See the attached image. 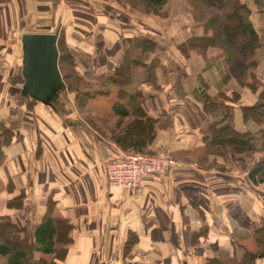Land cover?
Returning a JSON list of instances; mask_svg holds the SVG:
<instances>
[{"label": "crops", "instance_id": "1", "mask_svg": "<svg viewBox=\"0 0 264 264\" xmlns=\"http://www.w3.org/2000/svg\"><path fill=\"white\" fill-rule=\"evenodd\" d=\"M85 1V11L72 9L70 14L80 24L74 27L79 33L67 29L68 43L83 55L78 57L84 72H111L108 68L121 60L135 35L165 43L157 52L168 54L175 70L161 86L139 80L138 86L144 111L158 118L156 134L147 142L149 151L169 153L178 164L162 178L143 181L140 193L110 187L108 164L123 149L84 120L69 91L50 103L26 93L23 48L11 36L31 25L55 32L49 23L58 18L57 10L84 2L7 0L0 22V244L8 239L11 248L7 255L0 253V264H205L215 255L214 245L232 250L235 229L248 234L264 226V184L249 178L255 157L248 153L239 165L229 156L219 157L224 165L219 169L186 161L196 159L193 155L204 147L203 133L213 121L192 93L198 87L203 94L206 85L215 97L220 85L225 94L241 91L240 105L254 104L259 97L240 88L224 61L207 71L198 64L200 58H186L178 50L189 37L204 33L192 25L187 0L168 2V19L146 15L142 22H125L122 30L110 15L117 7L105 2L111 8L107 12L100 7L102 1L97 7L95 1ZM244 1L253 11L254 26L261 29V14L254 3ZM96 20L99 32L92 38L97 42L86 45L81 41L88 33L83 23ZM257 58L256 73L264 83V57ZM228 75L229 80L219 81ZM235 107L237 127L257 130L254 121L242 120L240 106ZM185 150L188 159H179L176 153ZM47 225L57 227L50 242L43 231ZM17 252L26 254L19 263Z\"/></svg>", "mask_w": 264, "mask_h": 264}, {"label": "trees", "instance_id": "2", "mask_svg": "<svg viewBox=\"0 0 264 264\" xmlns=\"http://www.w3.org/2000/svg\"><path fill=\"white\" fill-rule=\"evenodd\" d=\"M132 8H140L142 12L152 15L166 14L165 7L170 0H129ZM2 2V0H0ZM190 7V17L192 25L197 28H203L204 33L201 36L193 35L189 37L186 43L181 44L178 50L184 57L185 48L199 46L202 49L218 48L225 55L226 62L229 66L230 77L239 84L243 90H252L257 97L258 101L251 105H240L241 91H233L231 94H225L221 86L218 87V93L215 97L210 96L207 92L206 85H202L206 91L202 94V90L195 87L192 96L204 108L205 112L213 117L211 124L203 133L204 147L200 154H194L196 159L190 158L186 161H196L199 165L212 166L215 168H224L221 164L218 165L217 159L227 154L234 156L236 163H241L244 160V155L247 152H256L259 149L260 141L264 144V83L258 78L256 73L260 60L257 58L259 50H264V0H254L256 12L262 16V28L257 29L252 21L253 11L249 3L244 0H187ZM0 5V11L2 10ZM167 15V14H166ZM1 22V21H0ZM0 28V38L2 36ZM68 34L59 35L57 39V46L59 48V66L61 73L64 77V85H66L68 76L63 73L68 64L73 73H77L81 81L85 80L81 74L78 73L77 68L83 71L80 67L81 58L83 55L81 51L76 54L74 46L68 44ZM162 39V38H161ZM197 42V44H195ZM165 43L152 37L150 35H135L127 47L121 53V60L112 66L107 79L115 86L120 87L118 96L119 101L114 103L110 112H96L91 108L86 109V114L98 118L102 121H116L118 125L110 129V136L118 146L123 150L129 152H152L149 151L148 141H151L155 136L156 130L154 129L158 118L148 115L141 104V91L140 86L134 90L129 91L125 86L130 85L133 80L134 68H140L147 72L145 82L152 81L156 77L155 70L157 69L160 59L154 57L158 48L164 47ZM101 48V45H99ZM65 48V49H64ZM62 50H64L62 52ZM99 53V52H98ZM96 53V54H98ZM186 54V55H185ZM79 56V57H78ZM151 56V57H146ZM199 78L201 76H198ZM229 75L222 77V80H229ZM76 78V77H75ZM70 81L69 89L76 92L75 99L80 109H85L88 106L89 100H93L98 96L103 95L101 91H85L81 88L79 79ZM87 78V77H86ZM22 79V78H21ZM23 80V79H22ZM93 83L91 80H85ZM188 82H191L190 79ZM144 83V82H143ZM95 84V83H94ZM181 88V80L178 83ZM85 87V86H83ZM81 88V89H80ZM29 95V94H28ZM235 104L240 106L242 112V120L247 123L248 120L254 121L257 130H242L236 125V112ZM134 117L137 122L132 124H124V121ZM94 119L89 123L94 127L96 122ZM93 123V124H92ZM99 131V130H97ZM103 136L101 131H99ZM258 148V149H257ZM163 152V151H162ZM185 151L176 153L179 159H188L185 157ZM264 154V146L259 150ZM159 153V152H153ZM239 154V159L236 157ZM258 161H255L249 167V178L255 184H263L264 182V155ZM173 157V155H171ZM175 158V157H174ZM175 168V167H174ZM173 168V169H174ZM172 169V170H173ZM9 204V203H8ZM12 204V202H10ZM15 205V204H12ZM5 226H9L7 223ZM2 226V227H5ZM51 226V227H50ZM57 227L54 225H47L43 229L45 237L49 241L54 237V230ZM53 230V231H52ZM59 233V232H58ZM2 233H0L1 237ZM254 240L256 241V249L248 250L244 244L234 243L232 250L220 249L218 245H214L213 249L215 255L208 258L205 264H258V260L264 259V228H255ZM50 242V241H49ZM11 247L9 240L0 244V253L7 255ZM26 255L24 252H17L15 259L18 262L20 257ZM25 257V256H24ZM19 263V262H18ZM20 264V263H19ZM30 264V263H28ZM44 264H53V261Z\"/></svg>", "mask_w": 264, "mask_h": 264}, {"label": "rangeland", "instance_id": "3", "mask_svg": "<svg viewBox=\"0 0 264 264\" xmlns=\"http://www.w3.org/2000/svg\"><path fill=\"white\" fill-rule=\"evenodd\" d=\"M93 1L96 2L94 7H97V5H100V3H99L100 1L103 2V5L106 2V3H109L110 5H113V6L117 7V9H115V10L112 9V12L114 10V14H110V15H113L112 16L113 25L117 24V26H119L121 28L120 30L125 28V22L126 23H129V22H131V23L142 22V20L145 19L146 15L148 17L150 16V17H152L154 19H155V17H158V16L161 17L162 19H168L167 18L168 17L167 12H166L167 15L163 14V15L156 16V15H152V14H146V13L142 12V9H140V8H132L129 0H93ZM249 1L252 4L254 3V0H249ZM6 2H7V0H2V2H0V5H2V7H4V4ZM82 2H84V5L82 7H76V6L75 7H65L64 9H60L59 8V10H57V16L56 17H58V18L56 20H54L52 22V24L49 23L50 27H51L50 29H53V31H55L53 33L57 32L58 36L59 35L60 36L61 35H65V34L68 33V31H70V32L74 31L75 34L79 33V31L74 30V27L80 26V24H78V22L75 23L74 22L75 21L74 18L72 19L70 14H71V10L72 9H74V11H76L77 9H79L81 11H85L86 8L89 7V5L87 4V2L85 0H82ZM103 5L100 6L101 9L105 8V5L104 6ZM72 6H74V5H72ZM167 6H168V3L166 4V7ZM105 9H106L107 12H109V10L111 8L107 7ZM1 11H0V21L2 20L1 19ZM186 11H187L188 17L190 18V21H191V17H190L191 14H190L189 4L186 5ZM71 20L72 21L74 20V21L72 22ZM62 23H69V24L66 25V26H63ZM91 23H94V24H91L93 26V28L91 27L90 24L87 25V24L83 23L84 24L83 27L88 29L87 30L88 33L86 34L87 35L86 37H85V34H82V36H84V38H81V41L84 42L86 45L87 44L95 45L96 42H97V39L92 38V37L96 36V33L99 32L98 31L99 30L98 29V22L96 20V22L91 21ZM49 24H45L44 26H47ZM127 28H129V27H127ZM67 29H68V31H67ZM29 31H31V32H42V31H38L37 27H35L34 25H31L27 30H24V31H22V30L15 31L16 34L14 33L11 36H13V40L14 41L16 40L15 42L17 43L18 47L22 46V41L21 40H22L23 33L24 32L27 33ZM80 34H81V32H80ZM189 39L190 38H188L187 40H189ZM195 44H197V42ZM68 45L71 46L70 44H68ZM197 47L198 48L188 47L187 49H186V47H184L185 48V53L187 54V55L186 54L185 55L189 56V57H193L194 56V57H197V59L200 58L201 61L200 62L198 61V64L200 63L201 67L204 64V68L203 69H206L207 71L208 70L209 71L210 70L215 71L216 69H218L217 64H220L221 61H224L225 66L227 67V69H229V66H228V64L226 62L225 55H223L221 50H219L218 48L214 49V48H210V47L204 50V49L200 48L199 46H197ZM63 51L64 50H62V52ZM258 54H259V56L263 55V57H264V50L263 51L259 50ZM154 55H155L154 57H158L160 59V61L158 63L157 69L155 70L156 77L152 80V82L155 83L156 86L159 85V84H160L159 86H161V82L163 80H167L168 79V75L173 72L172 70H175L176 64L171 61V58L168 57V54H166L165 52H159V53L155 52ZM146 57L149 58L151 56H146ZM166 59H168V60H166ZM168 61H169V63H168ZM96 63L98 65H100V63L98 61H96ZM163 63H168V64H166V66H163L162 65ZM65 64H66V67L64 68L65 71L63 73L65 74V76L66 75L68 76L67 83L63 87H60L59 90H56L54 92V95L51 96L48 99V101H46L47 103H50L52 99L55 100V99H57V97H60V93H62L63 91H66V90L69 91L71 95H76V92L72 91L71 89H69V86H70V81H72L74 79L76 80L79 76H77L78 75L77 73H75V72L73 73L72 69L69 68L67 63H65ZM82 66H83V62L81 61L80 67H82ZM137 69H140V68H134L133 71H132L134 73V77H133V80L130 83V85L125 86L129 91L134 90L138 86V80H139V83H140V82L145 81V78H147V73L146 72L145 73H142V72H139V71L137 72ZM77 71H78L79 74H81L83 76V78L85 80L89 79V80H91L93 82V83H90V82H87L85 80L81 81L80 78H78L79 81H80L81 88H85L86 89L85 91L92 90V91H101V92H103V95L98 96V97H96L93 100L90 99L89 100V102H90L89 106H86L85 109H80L77 106L78 103H76V99H75V103H76L78 112L81 114V116L84 118L85 121L87 120V123H89V120H90V122H92V120L97 119V120H95L96 122L94 124L92 123L94 125V127L97 130L101 131L103 134L105 133L106 135H110L111 132H109V130L114 128L116 125H118V123L116 121H109V120L102 121V120H100L98 118H92L93 116L92 117L91 116L88 117V115L86 114V109L91 108L92 110H94L96 112H100V113L110 112L112 107H113V105H114V103H116L117 101L120 100V98L118 96V92L120 90L119 85L115 86L110 81H108L107 75L105 73L92 72V70H89L88 72H84V71H81L78 68H77ZM221 80L222 79L219 78V81H221ZM83 86H85V87H83ZM135 122H137V120L134 117H132V118H129V119L125 120L123 125L124 124H132V123H135ZM262 146H264V144L262 143V141H260L259 149L257 148L258 150H256V152H252V153L251 152H249V153L247 152L248 155H251L252 158L255 157L254 158L255 161L260 160L262 158L261 156H262L263 153L261 154L259 152V150L262 148ZM246 154H242V155L245 156ZM227 156H229V157H231L233 159V161H231L232 163L233 162L235 163L234 156L232 157V155H230V154H227ZM238 156H239V154H236V157L239 159ZM223 157H226V156H223ZM218 159H217V163H218V165H220V163L218 162ZM239 164H241V163H238V165ZM222 166H224V165H222ZM263 184H264V182H263ZM263 184H261V185H263ZM262 227L264 228V226H262ZM256 228H258V227H256ZM254 235H255V228L248 234H247V232H246V234H243L242 232H239L238 230L235 229V231L233 232V236H232L233 240H234L233 242L235 244L236 243H238V244H243L244 243L248 247V249H250V248L254 249V247L256 246V241L254 240Z\"/></svg>", "mask_w": 264, "mask_h": 264}, {"label": "water", "instance_id": "4", "mask_svg": "<svg viewBox=\"0 0 264 264\" xmlns=\"http://www.w3.org/2000/svg\"><path fill=\"white\" fill-rule=\"evenodd\" d=\"M57 39L58 34L53 32H27L21 40L24 90L44 103L64 86Z\"/></svg>", "mask_w": 264, "mask_h": 264}, {"label": "built area", "instance_id": "5", "mask_svg": "<svg viewBox=\"0 0 264 264\" xmlns=\"http://www.w3.org/2000/svg\"><path fill=\"white\" fill-rule=\"evenodd\" d=\"M178 164L171 154L121 150L108 164V184L113 188L140 193L143 181L168 175Z\"/></svg>", "mask_w": 264, "mask_h": 264}]
</instances>
